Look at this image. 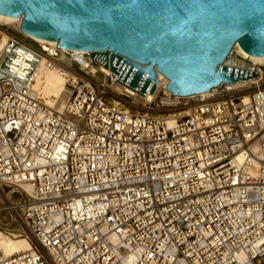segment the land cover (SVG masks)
Listing matches in <instances>:
<instances>
[{"label":"built area","instance_id":"obj_1","mask_svg":"<svg viewBox=\"0 0 264 264\" xmlns=\"http://www.w3.org/2000/svg\"><path fill=\"white\" fill-rule=\"evenodd\" d=\"M92 52L0 24V233L32 244L0 264H264V64L233 46L254 78L143 95Z\"/></svg>","mask_w":264,"mask_h":264},{"label":"water","instance_id":"obj_2","mask_svg":"<svg viewBox=\"0 0 264 264\" xmlns=\"http://www.w3.org/2000/svg\"><path fill=\"white\" fill-rule=\"evenodd\" d=\"M21 30L91 53L116 80L145 95L167 80L173 95L209 91L257 72L222 65L236 42L264 56V0H0ZM126 57L128 60L118 56Z\"/></svg>","mask_w":264,"mask_h":264},{"label":"bare ground","instance_id":"obj_3","mask_svg":"<svg viewBox=\"0 0 264 264\" xmlns=\"http://www.w3.org/2000/svg\"><path fill=\"white\" fill-rule=\"evenodd\" d=\"M20 22H21V16L14 17L0 13V24L19 25ZM30 36L33 37L38 42L39 41L54 42L52 40H47L41 37L37 38L32 35ZM2 40H4V37L2 38ZM234 46L237 52L241 54L243 57L248 58L253 63L255 62V63L264 64V56L248 54L240 47L238 42H236ZM158 78H161L165 81L167 79L160 72L158 73ZM35 88L39 92H41V94L45 97L46 103L52 105L62 98V92L65 89L64 75L60 70L54 68H45L41 66L35 78ZM31 246L32 244L30 240L27 238H17V237L13 238L4 235L3 233H0V250L5 256L16 252L24 253L25 251L29 250Z\"/></svg>","mask_w":264,"mask_h":264},{"label":"rangeland","instance_id":"obj_4","mask_svg":"<svg viewBox=\"0 0 264 264\" xmlns=\"http://www.w3.org/2000/svg\"><path fill=\"white\" fill-rule=\"evenodd\" d=\"M1 25L5 26V27H6V26H9V25H7V24H1Z\"/></svg>","mask_w":264,"mask_h":264}]
</instances>
